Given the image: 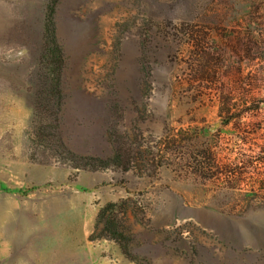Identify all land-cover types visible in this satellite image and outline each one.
<instances>
[{
  "label": "rangeland",
  "instance_id": "rangeland-1",
  "mask_svg": "<svg viewBox=\"0 0 264 264\" xmlns=\"http://www.w3.org/2000/svg\"><path fill=\"white\" fill-rule=\"evenodd\" d=\"M49 1L0 0V264H264V0H56L35 108Z\"/></svg>",
  "mask_w": 264,
  "mask_h": 264
},
{
  "label": "trees",
  "instance_id": "trees-1",
  "mask_svg": "<svg viewBox=\"0 0 264 264\" xmlns=\"http://www.w3.org/2000/svg\"><path fill=\"white\" fill-rule=\"evenodd\" d=\"M55 1H49L50 4L48 3L43 17L42 45L38 56V67L36 71L38 81L35 84L37 85L35 91L37 103L35 104V108L41 107L40 105L44 103V100L50 102V100L56 99V104L52 105L55 107L62 97L60 86L65 72L66 61L62 45L57 38V26L54 17L55 9L53 6ZM225 124H228V122L225 121ZM121 158L122 154L119 151H115L114 156L109 159L88 157L85 160H88L87 164L91 170H97L108 168L113 163L117 165L122 162L120 160ZM111 207H113V204L109 203L99 209L96 217L95 230L90 236V240L108 239L114 241L124 256L135 260V257H133L129 249V241L122 237L123 235L120 232L119 224L111 214H107L112 209Z\"/></svg>",
  "mask_w": 264,
  "mask_h": 264
}]
</instances>
